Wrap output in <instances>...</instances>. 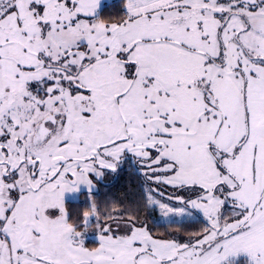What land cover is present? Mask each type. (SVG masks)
<instances>
[{
	"label": "snow or ice",
	"instance_id": "obj_1",
	"mask_svg": "<svg viewBox=\"0 0 264 264\" xmlns=\"http://www.w3.org/2000/svg\"><path fill=\"white\" fill-rule=\"evenodd\" d=\"M101 6L0 0V264H264V0ZM125 155L161 235L95 202L70 220Z\"/></svg>",
	"mask_w": 264,
	"mask_h": 264
},
{
	"label": "trees",
	"instance_id": "obj_2",
	"mask_svg": "<svg viewBox=\"0 0 264 264\" xmlns=\"http://www.w3.org/2000/svg\"><path fill=\"white\" fill-rule=\"evenodd\" d=\"M123 0H114L101 8L103 18H117L123 14ZM97 189L92 193L83 191L80 193L79 200H67L66 209L70 220H79L82 222L83 213L90 211L91 198L97 205L100 215L104 218L109 212H123L125 218L129 215H139L141 219H146L154 229L155 235L165 233L166 229L161 222L153 220L156 211L145 212L140 208L142 196L147 192L145 188V177L131 165L125 164L119 166L115 172L107 170L102 181H99ZM202 217L186 225L187 232H198L204 226ZM173 229H168L172 231ZM182 238H187L186 233ZM96 244V242L92 243ZM241 264H244L246 258H242Z\"/></svg>",
	"mask_w": 264,
	"mask_h": 264
},
{
	"label": "rangeland",
	"instance_id": "obj_3",
	"mask_svg": "<svg viewBox=\"0 0 264 264\" xmlns=\"http://www.w3.org/2000/svg\"><path fill=\"white\" fill-rule=\"evenodd\" d=\"M111 2H114V0H102V6H101V8L104 5L109 4ZM125 164L131 165L133 168H135L136 170H138V165L135 164V162L133 161V159H132V157L130 155H125L123 161L120 163L119 166H123ZM109 171H111V170H109ZM106 172H107V170L105 171V173ZM139 172L142 173V170H140ZM105 173H104V175H105ZM102 179H103V177L102 178L93 177L94 187H93L91 193L93 191H95L97 189V187H99L98 186V183H99V181H102ZM149 187L150 186L148 184H145V188H147L146 191L148 190ZM151 187H155V185L151 184ZM83 191H88L89 192L88 188L86 186H83L82 185L80 187L79 191H77L75 193H66L65 194V204H66V201L67 200H79L80 197H81L80 196V193L83 192ZM166 195H167V192H165V196ZM157 198L158 199H162L159 196H157ZM92 202H93V199L91 198V204H92ZM199 217L200 216H198L197 218H199ZM100 218H101V220H103V217L101 215H100ZM92 219H93V221L95 220L94 217ZM153 220H155L156 222H161L160 213H159L158 210H156L155 215H153ZM81 230H83V229H81ZM94 242L98 243L97 237H96V233L94 232V228H90L89 229V232L88 233H85V245L86 246H89V247H92V246H95L94 244H92ZM242 258H246V256L244 254H241V256L238 259V264H241V262L243 260Z\"/></svg>",
	"mask_w": 264,
	"mask_h": 264
},
{
	"label": "crops",
	"instance_id": "obj_4",
	"mask_svg": "<svg viewBox=\"0 0 264 264\" xmlns=\"http://www.w3.org/2000/svg\"><path fill=\"white\" fill-rule=\"evenodd\" d=\"M145 184H148L151 187V182L146 181V179H145Z\"/></svg>",
	"mask_w": 264,
	"mask_h": 264
}]
</instances>
